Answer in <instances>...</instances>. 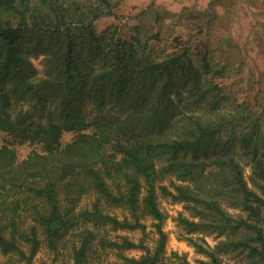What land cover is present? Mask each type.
Masks as SVG:
<instances>
[{
    "label": "trees",
    "instance_id": "1",
    "mask_svg": "<svg viewBox=\"0 0 264 264\" xmlns=\"http://www.w3.org/2000/svg\"><path fill=\"white\" fill-rule=\"evenodd\" d=\"M119 3L0 0V255L32 264L68 243L73 264H160L163 196L191 207L198 220L179 218L188 234L223 237L188 238L199 264H264V87L244 84L228 43L197 65L195 42L172 31H96ZM24 144L37 147L19 160ZM145 218L153 246L119 233L145 234Z\"/></svg>",
    "mask_w": 264,
    "mask_h": 264
},
{
    "label": "rangeland",
    "instance_id": "2",
    "mask_svg": "<svg viewBox=\"0 0 264 264\" xmlns=\"http://www.w3.org/2000/svg\"><path fill=\"white\" fill-rule=\"evenodd\" d=\"M119 1V0H118ZM144 11L142 15H139ZM171 16H169V15ZM139 15V16H138ZM160 22V25L155 23ZM138 21V23H137ZM210 22V23H209ZM139 24L143 31H149L152 27L159 29L161 34L167 36L169 31L195 42L192 50V59L195 64H200L201 58L207 50L228 43L232 47V55L236 58L244 57L245 66L243 72L244 84L250 86L252 81L264 87V0H120L116 16L102 17L95 23L96 31L101 32L108 26H115L123 36H129L131 29ZM204 26L199 33L198 26ZM219 35L217 40L214 36ZM163 46V45H161ZM220 47V45H219ZM240 51H235L236 48ZM33 68L38 76H42L45 70L43 55L31 58ZM73 133L65 131L61 142L71 141ZM8 136L0 132V147L5 144ZM37 146L24 144L14 146L19 160L26 157ZM86 200H83L82 204ZM159 207L166 215L163 230L166 233V248L160 264H179L177 256L185 258L191 264H199L198 260H205V256L197 253L188 238L202 242L205 239L208 245L213 247L223 237L215 232H207L203 229L188 234L179 218L198 220L191 207L184 202L174 201L169 197L160 196ZM119 218L126 214L119 208L111 209ZM145 224V234L139 230L119 232L137 241L144 237L145 244L153 246L156 240L153 221L149 218L142 220ZM65 243V241L63 242ZM71 246L67 243L58 247L57 252L49 250L46 246L33 258L32 264H73ZM140 250H129V256H138ZM177 254V255H174ZM225 261L234 264L237 261L234 255L225 256ZM115 258L109 256L105 264L113 263ZM22 264L17 256L0 255V263Z\"/></svg>",
    "mask_w": 264,
    "mask_h": 264
}]
</instances>
